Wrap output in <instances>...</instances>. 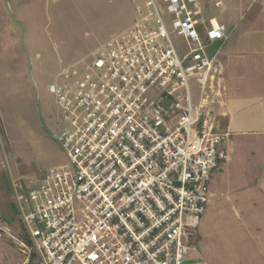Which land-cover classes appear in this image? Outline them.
Segmentation results:
<instances>
[{"label":"built area","instance_id":"2783aa9c","mask_svg":"<svg viewBox=\"0 0 264 264\" xmlns=\"http://www.w3.org/2000/svg\"><path fill=\"white\" fill-rule=\"evenodd\" d=\"M162 2L185 55L155 0H143L128 30L50 86L70 169L12 182L25 236L0 215V237L21 264H181L195 248L189 221L203 214L212 174L228 160L214 115L223 68L219 48L208 53L195 29V0ZM207 36L227 39L216 28Z\"/></svg>","mask_w":264,"mask_h":264},{"label":"rangeland","instance_id":"374dc122","mask_svg":"<svg viewBox=\"0 0 264 264\" xmlns=\"http://www.w3.org/2000/svg\"><path fill=\"white\" fill-rule=\"evenodd\" d=\"M155 3L181 58L189 46L171 31L162 0ZM137 5L143 0H0V215L6 221L17 215L13 181L70 169L55 139L60 128L50 86L61 83L64 69L90 61L128 30L138 18ZM76 216L80 219L78 210ZM198 222L193 220L197 239ZM216 225L207 227L215 233ZM23 258L14 243L0 237V264H19Z\"/></svg>","mask_w":264,"mask_h":264},{"label":"crops","instance_id":"0c3cea01","mask_svg":"<svg viewBox=\"0 0 264 264\" xmlns=\"http://www.w3.org/2000/svg\"><path fill=\"white\" fill-rule=\"evenodd\" d=\"M216 1L195 0L188 7L208 53L219 48L224 96L214 115L217 130L228 135V160L208 183L205 210L197 218L199 250L188 252L184 264H264V0ZM213 28L226 35L222 45L208 40ZM14 206L15 221L7 222L24 237ZM209 222L217 224L215 233Z\"/></svg>","mask_w":264,"mask_h":264}]
</instances>
